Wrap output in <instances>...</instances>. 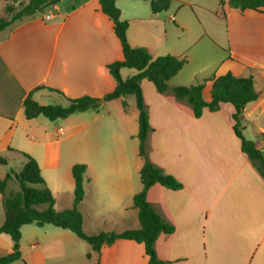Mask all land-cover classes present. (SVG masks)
<instances>
[{
  "label": "crops",
  "instance_id": "obj_1",
  "mask_svg": "<svg viewBox=\"0 0 264 264\" xmlns=\"http://www.w3.org/2000/svg\"><path fill=\"white\" fill-rule=\"evenodd\" d=\"M170 2L167 11L153 15L148 1L116 0L121 20L128 22L126 35L132 47L147 48L153 58L172 55L186 60L166 93H158L147 79L141 82L152 129L148 159L183 185L170 190L156 184L148 191V202L174 227L172 234L156 241L157 256L166 264H264V179L241 150L233 129L234 107L205 109L197 119L190 104L172 92L174 87L204 84L203 98L209 103L214 78L229 72L251 76L260 96L245 107L241 127L264 156V9L242 12L219 0ZM7 4L0 0V15ZM163 13L170 16L163 19ZM46 15L53 17L46 21ZM123 58L114 23L103 13L100 0H60L0 32V157L23 151L32 156L57 211L72 207L73 165H87L79 210L88 235L140 228L133 198L143 189L144 160L139 155L135 97L102 103L107 114L99 118L112 117L119 123L117 134L109 135L90 130L94 119L88 120V113L94 111L55 121L43 116L27 120L23 103L31 93L41 105L58 96L66 105L67 99L83 96L102 99L116 86L108 66ZM136 73L120 70L124 80ZM62 146L68 154V176L56 182L67 187L63 190L55 182L60 189L55 190L44 170H57ZM62 191L66 199L60 206ZM16 192L7 187V195ZM0 201L3 206L1 194ZM3 222L4 208L0 226ZM20 246L21 260L28 264H58V258L64 260L61 264H150L143 244L119 239L98 253L71 231L52 225H24ZM12 250L11 238L0 234V253Z\"/></svg>",
  "mask_w": 264,
  "mask_h": 264
},
{
  "label": "trees",
  "instance_id": "obj_2",
  "mask_svg": "<svg viewBox=\"0 0 264 264\" xmlns=\"http://www.w3.org/2000/svg\"><path fill=\"white\" fill-rule=\"evenodd\" d=\"M4 1H12V4L8 3L4 8L9 18L0 17V32L14 22L32 17L37 12L55 5L60 0H28L27 4L19 3V5L15 4L18 0ZM144 1L149 2L153 15L167 11L171 3L170 0ZM219 1L222 6L228 5L230 8L238 9L242 12L247 9L257 11L264 9V0ZM100 5L103 13L114 23L115 34L121 42L124 56L123 60L116 61L108 66L116 86L102 100L108 102L134 96L139 112V132L137 137L139 139V155L144 160L140 172L143 189L134 196L133 205L138 210L140 228L118 234H86L83 229V215L79 210V205L85 197L84 176L87 171V165L82 163L73 165L72 176L75 182V189L72 207L57 211L54 208L55 198L46 185L38 162L29 154L21 153L25 159V165L22 170L20 172L12 170L4 178H0V194L3 196L4 208V222L0 226V234L8 235L13 242L12 252L0 256V264H12L21 260V228L24 225H35L39 228L52 225L69 230L80 239L86 241L91 245L93 251L98 253L104 245H111L119 239L135 241L144 245L145 254L148 256L150 264H166L158 258L155 243L161 235L172 234L174 227L165 222L156 212L152 204L148 202L147 194L149 189L156 184L170 190H180L183 185L175 177L166 174L162 168L156 166L148 159L147 140L152 129L141 90V82L147 79L153 83L158 93H166L170 89L169 81L182 70L186 60L172 55L153 58L147 48L132 47L126 35L128 22L121 20V10L117 7L116 0H100ZM122 68L135 69L137 73L124 80L120 75ZM203 89L204 84H197L174 87L172 92L177 99L185 100L190 104L193 116L197 119L203 115L205 109L217 111L221 104H231L235 109L232 115L235 123L233 129L241 141V150L253 161L264 179V156L256 148L253 141L244 137L241 127V118L245 107L249 103L257 101L260 96L255 90L253 78L251 76L236 77L230 72L214 78L211 101L209 103L205 102L203 98ZM98 100L100 99L83 96L77 99H67L68 104L66 106L59 104L41 105L32 98L31 93L25 99L23 106L27 120L43 116L50 121H55L68 118L76 113L91 110L97 111L100 109V104L97 103ZM123 107L127 108L126 101H123ZM0 164L6 165L7 161L0 157ZM10 180H15L19 184L20 190L7 195L6 191ZM41 206H46V208L40 210L39 207Z\"/></svg>",
  "mask_w": 264,
  "mask_h": 264
},
{
  "label": "rangeland",
  "instance_id": "obj_3",
  "mask_svg": "<svg viewBox=\"0 0 264 264\" xmlns=\"http://www.w3.org/2000/svg\"><path fill=\"white\" fill-rule=\"evenodd\" d=\"M27 2H28V0H18V2L15 4L16 5H19V3L27 4ZM8 3L12 4V1H10ZM18 8H20V7H18ZM0 11H1V9H0ZM3 12H4L3 15L1 13L0 17L9 18V16L5 13V11H3ZM166 16H170L169 13L168 14L163 13L162 18L164 19ZM129 100H131V102L135 105L134 98H129ZM100 101H102L101 103H98V104H100V111H99L100 113H95L96 111H94V110H91L94 112L88 113V115L90 117V118H88V120H91L92 118L94 119V122L90 123V125H89V127H92V129H90V130L99 129V130H101V132L107 133V135H109L111 133L117 134L116 127H118L119 123L116 120V118H112V117L108 118L107 116H105V118H103V119L99 118L100 115L107 114L106 109L102 104L104 101L102 99H100ZM44 102L48 103L49 105H56V104L66 105V100H64V98H62L60 96L57 97V101H55L53 99H46ZM111 107L113 108V106H111ZM135 126L138 129V120L135 122ZM119 128H121V125ZM122 131L120 133L121 135H122ZM82 134L83 133H80L79 135H82ZM248 134H249L248 137L252 138L251 137L252 135L250 133H248ZM101 135L103 136V139H104L103 141H105V139H106L105 134H101ZM109 140H110V142L113 141L110 138H109ZM114 140H117V137L114 138ZM128 144H130V143H128ZM106 146H107L108 151L110 152L111 149H110V147H108L109 145L106 144ZM114 148H115V144L113 143V149ZM21 151H23V150H21ZM18 153H20V154L7 156V153H5V155H3L4 159L7 160V164L6 165L0 164V178H2L1 176H3L4 174H6L12 170L19 172L22 169L24 160H23L22 156H20V155H22L21 153H24V151L18 152ZM112 154H113V151H112ZM67 160H68V154L66 153L64 147L62 146L60 160L58 162L57 170H52V171L51 170H44L45 175L47 176L48 180H50V182H51L52 188L55 190H60L58 185H60L63 190H65V188L67 187V185L64 183L62 184V183L56 182L57 180L61 181L63 178H65V180H66V178L68 176L67 174H65V172L67 171V168H66L67 167ZM55 182L58 185L55 184ZM19 190H20V187H19V184L17 182L13 181L8 186V192L19 191ZM62 198H63L62 199L63 201H61V199L58 201V204L60 206H63L65 204L66 194L64 193V191H62ZM2 219H3V206H2V202L0 201V222L2 221ZM84 245H86V244H84ZM0 255H4V253L2 252V253H0ZM63 261L64 260H62L61 258L56 259V262L58 264H61ZM24 263H27V261L25 259L21 260L19 262L13 263V264H24Z\"/></svg>",
  "mask_w": 264,
  "mask_h": 264
},
{
  "label": "built area",
  "instance_id": "obj_4",
  "mask_svg": "<svg viewBox=\"0 0 264 264\" xmlns=\"http://www.w3.org/2000/svg\"><path fill=\"white\" fill-rule=\"evenodd\" d=\"M52 17H53L52 15H46L44 19H45L46 21H48V20H51Z\"/></svg>",
  "mask_w": 264,
  "mask_h": 264
},
{
  "label": "water",
  "instance_id": "obj_5",
  "mask_svg": "<svg viewBox=\"0 0 264 264\" xmlns=\"http://www.w3.org/2000/svg\"><path fill=\"white\" fill-rule=\"evenodd\" d=\"M101 102H102V101H100V100H99V101H97V103H101Z\"/></svg>",
  "mask_w": 264,
  "mask_h": 264
}]
</instances>
